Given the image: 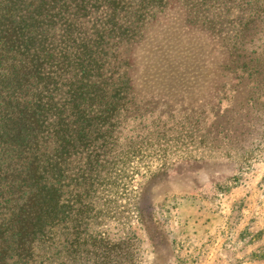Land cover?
Wrapping results in <instances>:
<instances>
[{
  "label": "trees",
  "instance_id": "trees-1",
  "mask_svg": "<svg viewBox=\"0 0 264 264\" xmlns=\"http://www.w3.org/2000/svg\"><path fill=\"white\" fill-rule=\"evenodd\" d=\"M174 4L211 55L225 53L229 14L242 47L228 104L223 87L186 125L183 138L204 158L246 115L264 120V90L253 86L257 74L264 88V51L245 46L264 40V0H0V264H145L137 227L162 211L142 208L134 183L166 175L176 155L165 144L178 140L162 131L175 112L159 108L171 100L136 92V49ZM230 112L238 124L227 129ZM214 130L225 133L219 146ZM236 142L233 159L216 162L237 170L187 197L215 202L248 167L243 157L259 156V141Z\"/></svg>",
  "mask_w": 264,
  "mask_h": 264
},
{
  "label": "rangeland",
  "instance_id": "rangeland-1",
  "mask_svg": "<svg viewBox=\"0 0 264 264\" xmlns=\"http://www.w3.org/2000/svg\"><path fill=\"white\" fill-rule=\"evenodd\" d=\"M259 10H264V5ZM231 16L229 14L226 20L225 53L223 54L212 53L211 55V46L207 44L205 37L184 29L185 18L176 4L170 7L162 23L154 26L148 40L136 49L140 67L134 81L136 92L145 98L155 96L171 100L172 107L160 106L159 112L164 114H169L171 110L175 112V118L168 122L162 131L167 135L166 138L174 135L178 140L177 144L175 141H169L165 145L168 155L174 154L179 157V159L170 157L166 175L150 182L147 179L138 178L134 183L135 194L139 195L141 192L140 196L143 197L140 206L147 212L150 210V213L155 210L162 211L160 215L152 214L154 216L149 217H147L148 214L146 215L144 231L137 227V233L144 243L142 246L147 249L145 250L147 257L145 264H229L227 258L221 255L222 243L236 247L235 237L229 234L227 237H217V234L214 237L208 235L216 230L219 232L230 230L233 235L237 234L236 198L238 194H241L240 190H244L249 185L251 187L249 193H254V187L251 184L259 181L264 174V120L246 115L240 124L241 128L227 137L223 148H215L211 152L202 148L204 149L202 152H207L204 158L198 151H193L187 139L183 138L188 132L186 125L193 119L195 120L193 110L197 113L205 103L213 100V106L217 105V93L223 87L228 95L226 105L230 101L232 91L230 85L235 84V78L240 73L234 69L236 55L243 54L241 52L236 54L234 51L235 46L240 43L235 44L236 40L233 37L234 32H232L230 23ZM258 38V35H255V41L245 46L249 47V51H257L259 54L264 51V40L261 39L257 43ZM238 48L241 49V45L236 49ZM253 77L256 81L253 86L264 90L261 88L263 76L256 74ZM188 109L192 110L188 115L179 113V111ZM218 112V108H214L213 115H217ZM236 115L232 112L228 113V118H224L222 122L224 127L230 129L237 126ZM210 119L213 120L212 115ZM247 124L255 125L254 129ZM214 131V143L219 146L225 133L220 135L216 132L217 130ZM194 137L199 140V137ZM235 139L236 141L242 140L244 147L253 141H259L260 148H262L259 156L254 160L251 157V159L243 157V162L248 167L243 169L236 182L220 195L219 205L215 204L213 207V209L220 210L223 206L228 221L222 224L221 217H208L209 213L206 211L203 199L195 197L196 199L193 200L187 196L193 192L195 187L209 183L211 178L231 175L234 169L237 170L235 165L223 166L216 162L222 160L221 155L227 160L228 153L231 156L236 152L235 148L238 146ZM241 150L246 151V149ZM191 157L194 159L191 160ZM233 157L229 159L232 160ZM223 198L225 201L221 202ZM246 207L252 209L249 205Z\"/></svg>",
  "mask_w": 264,
  "mask_h": 264
},
{
  "label": "crops",
  "instance_id": "crops-1",
  "mask_svg": "<svg viewBox=\"0 0 264 264\" xmlns=\"http://www.w3.org/2000/svg\"><path fill=\"white\" fill-rule=\"evenodd\" d=\"M251 186L254 187V193H249L251 189L249 185L244 190H240L242 192H239L241 194H238L236 198L238 209L237 234L233 235L230 230L220 232L216 230L211 231L208 235L214 237L217 234V237H227L229 234L235 237L236 247L222 243L223 252L221 255L227 258L229 264H264V174L259 181L251 184ZM220 192H217L215 202L204 201L203 203L209 213L208 217H221L222 224H226L228 220L223 206L220 210L213 209L215 204L219 205V198L224 190ZM196 198L193 197V200ZM223 201H225L224 198L221 199V202ZM248 205L252 209H247L246 206ZM230 257H232V260H230Z\"/></svg>",
  "mask_w": 264,
  "mask_h": 264
}]
</instances>
